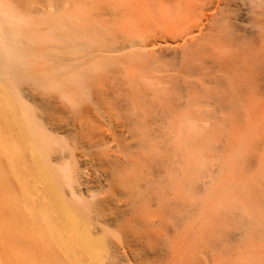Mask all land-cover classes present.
<instances>
[{
    "label": "bare ground",
    "instance_id": "6f19581e",
    "mask_svg": "<svg viewBox=\"0 0 264 264\" xmlns=\"http://www.w3.org/2000/svg\"><path fill=\"white\" fill-rule=\"evenodd\" d=\"M237 1L250 5L251 16L239 15ZM38 2L52 13L74 9L73 0ZM6 7L0 1V190L11 202L18 190L26 219L72 262L82 264L75 258L78 248L70 245L75 241L89 264H103L105 242L93 235L99 229L88 231V223L120 226L127 218L123 184L138 177L135 169L125 174L124 166L139 162L137 150L147 142L140 138L142 129L171 125L178 106L197 105L212 115L247 110L249 96L264 94V0H90L77 14L59 15L45 25L47 36L29 41L32 46L21 41L26 48L19 47V39L10 45L11 29L4 23H25L16 6ZM25 9L33 12L37 6ZM44 55L55 66L48 62L54 68L46 65L40 73L34 65ZM48 92L67 101H50L43 97ZM37 99L49 111L38 109ZM50 105L57 113L68 107L70 121L61 122L67 114L49 123V113H39L55 114ZM45 119L56 124L47 128ZM83 154L96 159L99 172ZM256 198L264 206V182L256 187ZM109 208H115L109 211L113 215L104 212ZM239 216L236 234L243 235L249 217L243 208ZM254 231L264 239L263 219ZM251 249L249 255L258 259L249 264H264Z\"/></svg>",
    "mask_w": 264,
    "mask_h": 264
},
{
    "label": "rangeland",
    "instance_id": "374dc122",
    "mask_svg": "<svg viewBox=\"0 0 264 264\" xmlns=\"http://www.w3.org/2000/svg\"><path fill=\"white\" fill-rule=\"evenodd\" d=\"M0 1L4 3L5 8L9 4L16 6V11L23 15L25 24L23 21L19 24L18 21L5 22L4 28L13 32L10 31L12 33L10 34L6 29L4 30L9 33L8 40L13 38L10 42L19 39L21 43L19 47L26 48V44L29 46L34 44L29 41L37 43L42 36H47L45 25L59 20L57 19L59 15L65 17L69 15L68 13L77 14V10L82 5H88L90 0H73V8L76 10H67L60 14L50 12L48 4L40 7L38 0L34 3L18 0ZM30 6H37L36 11L24 10ZM235 7L242 18L251 16L250 5H243L237 1ZM25 25L28 29L24 27ZM7 33H5L6 37ZM13 34H18L17 38ZM14 42L16 41L10 45H16ZM242 52L244 51L240 53ZM245 53L248 54L247 50ZM24 56L27 54L24 53ZM44 56L36 60L34 66L37 72L39 70L41 73L46 65L49 67L48 60L51 59ZM30 58L27 56V59ZM50 65L55 66V63L50 62ZM208 86L209 84L206 85L207 88ZM43 97L50 101H67L65 98H59L58 92L44 93ZM33 101L38 105L42 99ZM248 101L250 108L247 110H227L212 115L203 114L197 105L178 106L173 109L174 121L171 125L155 126L157 129L155 127L142 129L140 138L146 137L147 142L140 145L137 150L136 157L139 162L124 166L125 174L127 170L135 169L138 177L126 180L123 188L128 191L121 194V199L127 202L131 212H128L125 220L130 221L124 220L120 226L114 224L111 226L109 223L107 225L88 223V231L94 232L99 229L98 234H92L105 242L104 248L100 250V253H103V264H117V262L118 264H249L258 259V256L249 255L251 248L258 250L260 258L264 257V244H262L264 239L254 231L256 222L264 220L263 201L259 202L256 198V187L259 182H264V94H252ZM43 102L40 104L43 108L38 109H45ZM50 106L55 110L54 105ZM32 107L36 108V106ZM48 108L45 110L49 111ZM54 110L51 113L56 114ZM68 110V107L61 109L57 115L54 113L51 115L50 112L46 114V111L43 115L38 112L39 110L34 112L41 116L49 113L45 123L47 128H50L49 123L52 121H49L54 116H57L54 120H58L68 114L65 117L68 120L64 118L61 122L70 121L72 114ZM59 113H63L62 117L58 116ZM49 116L52 118L50 119ZM68 116L70 117L67 118ZM54 124L56 122L52 126ZM54 132L56 134L57 130ZM58 135H63L64 138L65 134ZM81 149L78 148L76 151L82 154ZM83 157L87 159L88 166L92 163L94 167L96 159L92 157L90 159L85 154ZM93 167H89L90 169L87 167L85 171L90 172ZM94 169L95 171L92 170L94 173L98 171V167L97 171L96 167ZM14 189H17L15 185ZM17 191L14 190L18 203L11 202L7 198L8 193L0 190V240L3 250L0 252V264H75V260L72 262L68 253L61 252L58 247L56 250V245L42 237L39 229L26 219L18 201L20 196ZM103 194L108 196L107 193H102V197ZM4 201L8 205L3 206ZM241 208L244 209L246 217H249L246 220L250 225L246 233L237 235ZM109 211L115 213V208L104 210L108 215L111 213L113 215L114 213ZM70 245L72 248H78L79 251V245L75 241H70ZM111 245L116 247L111 249ZM112 250L113 256L110 254ZM78 251L79 255L74 253L75 258L81 257L80 263L82 261V264H89V261H86L89 260L88 255L84 256ZM114 258L121 259V262Z\"/></svg>",
    "mask_w": 264,
    "mask_h": 264
}]
</instances>
